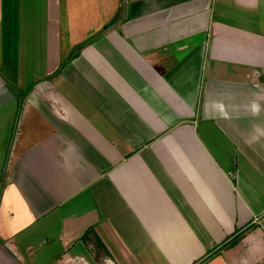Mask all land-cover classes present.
I'll list each match as a JSON object with an SVG mask.
<instances>
[{
	"label": "crops",
	"instance_id": "1",
	"mask_svg": "<svg viewBox=\"0 0 264 264\" xmlns=\"http://www.w3.org/2000/svg\"><path fill=\"white\" fill-rule=\"evenodd\" d=\"M0 264H264V0H0Z\"/></svg>",
	"mask_w": 264,
	"mask_h": 264
},
{
	"label": "trees",
	"instance_id": "2",
	"mask_svg": "<svg viewBox=\"0 0 264 264\" xmlns=\"http://www.w3.org/2000/svg\"><path fill=\"white\" fill-rule=\"evenodd\" d=\"M84 45H85V44L80 45V46L77 48V50L74 52V54H72V56H70V59H71L72 57H77V56L80 54V51L82 50V48L84 47ZM236 242H237V241H236ZM236 242H234V243H236Z\"/></svg>",
	"mask_w": 264,
	"mask_h": 264
}]
</instances>
